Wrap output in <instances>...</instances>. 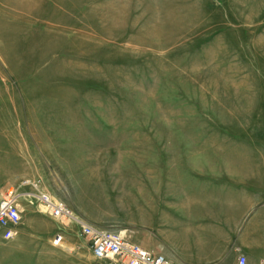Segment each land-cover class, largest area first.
Returning <instances> with one entry per match:
<instances>
[{
    "label": "rangeland",
    "instance_id": "obj_1",
    "mask_svg": "<svg viewBox=\"0 0 264 264\" xmlns=\"http://www.w3.org/2000/svg\"><path fill=\"white\" fill-rule=\"evenodd\" d=\"M10 186L195 258L162 228L167 186H249L264 205V0H0V197ZM59 223L75 264H124ZM24 241L1 240L0 264H29Z\"/></svg>",
    "mask_w": 264,
    "mask_h": 264
},
{
    "label": "crops",
    "instance_id": "obj_2",
    "mask_svg": "<svg viewBox=\"0 0 264 264\" xmlns=\"http://www.w3.org/2000/svg\"><path fill=\"white\" fill-rule=\"evenodd\" d=\"M167 189L168 196L177 194V199L163 201L167 208L163 211L162 228L181 229L186 253L194 251L197 256L156 251L154 243L147 244L148 240L141 241L143 247L181 264H236L240 255L247 257V264H264V205L251 187L178 186L177 192L171 186ZM59 221L43 214L32 200L31 205H24L13 239L23 238L30 245L26 249V263H35L42 256L46 262L75 264L74 259L59 252L55 248L59 246L53 243L56 233L62 232H57V228L62 230ZM63 236L65 239L64 233Z\"/></svg>",
    "mask_w": 264,
    "mask_h": 264
},
{
    "label": "built area",
    "instance_id": "obj_3",
    "mask_svg": "<svg viewBox=\"0 0 264 264\" xmlns=\"http://www.w3.org/2000/svg\"><path fill=\"white\" fill-rule=\"evenodd\" d=\"M29 181L23 182V185ZM24 186H10L0 197V235L3 240H11L17 234V228L24 212L23 200L37 198L41 212L58 220L75 221L81 234L88 240L93 255L99 260L120 259L124 264H181L164 254H156L139 243L129 239L122 231L110 230L88 222L76 216L70 206L64 202H53L47 194H33L23 190ZM42 195V197H40ZM63 234H56L54 243L60 244ZM236 264H247V257L240 255Z\"/></svg>",
    "mask_w": 264,
    "mask_h": 264
},
{
    "label": "bare ground",
    "instance_id": "obj_4",
    "mask_svg": "<svg viewBox=\"0 0 264 264\" xmlns=\"http://www.w3.org/2000/svg\"><path fill=\"white\" fill-rule=\"evenodd\" d=\"M42 197V196H41ZM49 197V196H48ZM49 200H51V198L49 197Z\"/></svg>",
    "mask_w": 264,
    "mask_h": 264
}]
</instances>
